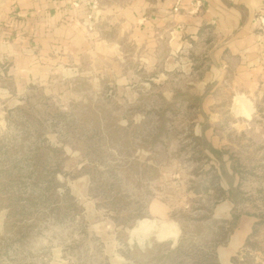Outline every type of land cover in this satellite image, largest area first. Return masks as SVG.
Listing matches in <instances>:
<instances>
[{"label": "rangeland", "instance_id": "obj_1", "mask_svg": "<svg viewBox=\"0 0 264 264\" xmlns=\"http://www.w3.org/2000/svg\"><path fill=\"white\" fill-rule=\"evenodd\" d=\"M111 62L50 74L0 122V264H210L231 230L212 217L228 168L232 214L257 219L234 262L264 264V95L220 89L204 108L191 73L117 89Z\"/></svg>", "mask_w": 264, "mask_h": 264}, {"label": "crops", "instance_id": "obj_2", "mask_svg": "<svg viewBox=\"0 0 264 264\" xmlns=\"http://www.w3.org/2000/svg\"><path fill=\"white\" fill-rule=\"evenodd\" d=\"M196 1L0 0V122L24 103L28 88L58 72L71 78L77 70L73 63L90 57L101 73L105 68H99L112 61L109 72L117 89L131 87L136 73L160 75L153 85L176 89L169 76L191 73L186 88L204 96V108L218 104L214 93L220 89L264 95V37L256 17L264 0H200V7ZM130 58L139 61L135 69L124 63ZM243 104L249 110L250 104ZM198 127L195 134L201 138L207 131ZM211 146L213 153L221 152L218 141ZM227 172L231 182L221 185L226 195L216 199L212 217L231 224V230L216 248V258L219 264H239L233 258L244 254L257 219L242 213L232 221L230 194L237 176L233 168ZM161 218L164 230L167 222ZM168 226L160 240L177 238L178 227Z\"/></svg>", "mask_w": 264, "mask_h": 264}, {"label": "built area", "instance_id": "obj_3", "mask_svg": "<svg viewBox=\"0 0 264 264\" xmlns=\"http://www.w3.org/2000/svg\"><path fill=\"white\" fill-rule=\"evenodd\" d=\"M95 5V4H94ZM196 7H200V0L195 3ZM174 11H178V7H174ZM91 18V16H89ZM257 20L259 22V31L262 37H264V8L259 10L256 14Z\"/></svg>", "mask_w": 264, "mask_h": 264}, {"label": "trees", "instance_id": "obj_4", "mask_svg": "<svg viewBox=\"0 0 264 264\" xmlns=\"http://www.w3.org/2000/svg\"><path fill=\"white\" fill-rule=\"evenodd\" d=\"M214 153H216V154H220V152H218V151H215ZM238 217H239V215H236V214H232V218H233V220L234 221H236L237 219H238ZM214 249V248H213ZM212 257L214 258V261L213 262H211L210 264H219L218 263V261L216 260V251H213L212 250ZM234 261H235V259H233Z\"/></svg>", "mask_w": 264, "mask_h": 264}]
</instances>
